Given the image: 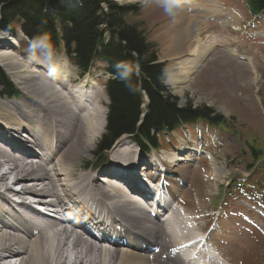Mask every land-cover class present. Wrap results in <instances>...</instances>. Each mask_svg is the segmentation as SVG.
Here are the masks:
<instances>
[{
  "label": "bare ground",
  "instance_id": "6f19581e",
  "mask_svg": "<svg viewBox=\"0 0 264 264\" xmlns=\"http://www.w3.org/2000/svg\"><path fill=\"white\" fill-rule=\"evenodd\" d=\"M182 3L185 7L175 16L167 15L156 1L148 11L154 19L162 18V25L168 28L162 41L174 45L172 52L182 49L183 53L193 56L184 60L185 67L181 65L183 62H173L167 68L169 81L173 83L177 77L190 81L198 60L201 61L199 57L206 52L199 48L203 42L201 25L197 37L191 39L193 23L200 21L189 15L188 10L196 9L201 17L217 18L235 29L240 21L234 11L224 12L211 0H182ZM216 36L212 45L207 44V50H214L220 44L231 47L225 34ZM2 37L0 35V47H17L18 39ZM188 38L191 39L189 42ZM231 53L238 59L249 60L239 54L237 48ZM0 66L11 75L26 97V101L0 98V264H176L178 246L187 242H194L185 248L187 256L192 248L195 251L199 246L194 253L196 258L192 256L190 264H217L218 259L224 260L211 237L199 235L203 231L199 225L203 219L200 214L204 211L197 212V204L207 205L208 202L202 200L208 195L194 188L192 198L197 204L194 203L196 212L192 215L196 216L187 213L190 220L180 215L178 223L169 215L178 213L174 206L185 204L178 197L192 190L182 187L184 182H194L190 177L193 166L190 163L180 165L187 159L159 157L153 160L150 164L152 179L160 184L163 177V189L159 190L155 203L164 208L142 207L147 185L143 186L139 178L122 166H134L132 168L141 171L138 163L143 159L137 162L133 156V141L129 137L123 136L116 142L111 154L113 162L96 172L127 179L126 183L129 179L135 181L134 192L125 191L129 189L127 184L99 183V178L78 169L85 166L81 160L91 153L94 138L105 129L108 113L107 108L100 106L99 91L91 89L90 81L82 80L80 88L73 90L75 75L70 73L68 65L47 56L28 62L22 57L0 55ZM20 67L24 70H19ZM189 145L192 144H185V151L193 149ZM141 167L144 170L146 165ZM177 175L185 176V179L177 178ZM202 183L210 185L209 182ZM18 185L22 186L16 189ZM166 194L173 198L174 206L165 202ZM36 201L49 206L48 211L58 213L60 218L45 217L35 210L32 204ZM199 207L202 209L203 205ZM161 212L167 217L157 220L156 215ZM185 218L189 225L184 223L183 226ZM192 224L199 225L197 231H191ZM190 232L194 233L190 235ZM111 239H114L113 243ZM205 244L218 258L202 249Z\"/></svg>",
  "mask_w": 264,
  "mask_h": 264
},
{
  "label": "rangeland",
  "instance_id": "374dc122",
  "mask_svg": "<svg viewBox=\"0 0 264 264\" xmlns=\"http://www.w3.org/2000/svg\"><path fill=\"white\" fill-rule=\"evenodd\" d=\"M114 1L119 4L140 6L138 13L129 14L127 20L130 24L138 25L145 32L147 39L156 46L159 59L166 65L167 79L165 84L169 92L178 100L179 107H183L189 102L195 107L209 106L226 117V124L222 128L215 129L210 125L198 122V124H194L195 127L193 128L189 126L173 134L162 133L159 149L153 150L150 154L142 152L140 155L143 163L149 164V174L153 173L150 164L159 157L187 159V161L180 162V165L184 166L183 164L190 163L193 166L190 177L194 182L182 180L185 183L182 185V187L184 186L183 189L188 187L192 190L190 189L189 192H184L187 194L178 197L182 198L181 200L185 204L183 206L176 205L174 208L178 213H170L169 215L180 223L181 216L185 215L190 220L189 216L194 212L200 211L201 213L202 210L204 211L200 214L203 216L199 224L203 228L201 233L211 237L216 250L225 260L224 262V260L218 259L217 264H264V160L254 162L249 159L251 154L248 146V142L257 138L258 145L264 148V11L260 15L250 12L246 0H211V3L220 6L224 12L229 10L235 12V17L240 20L238 26L236 25L237 29H235L229 24L221 23L217 18L201 17L196 9L188 10L189 15L200 21L193 23L191 29L193 37L191 39L193 41L197 37V29L201 25L204 29L200 34L203 44L201 43L199 48L206 50V52H204L203 57H199L201 61L198 60L196 72L190 81L180 80L177 77L176 82L173 83L169 81L170 75L167 68L173 62H183L180 64L185 67L184 60L193 58V56L183 53L182 49L173 53L172 47L174 45L162 41L168 28H165L164 24L162 25V18L154 19L148 12L156 0H144L143 4L142 0ZM20 25L21 23H16L17 32L15 34L3 36V39L7 40L8 36L13 40L18 39L17 47L10 45L0 47V55H14L17 58L22 57L24 61L28 62L33 59H44L47 56L55 62H65L70 73L75 75L74 85L81 86L84 79L90 81L91 89L99 91L97 95L100 106L103 109L108 108L109 99L105 89L108 74L104 64L95 62L89 72L84 73L64 53H55L54 56L49 57L43 50L31 47L32 43L26 38ZM218 33H223L228 37V44H232L231 47L220 44L214 47V50L211 48L207 50V44L212 45V42L215 41L214 38L217 39ZM200 37L198 38L200 39ZM191 39L188 38V42ZM189 45L187 44L186 47ZM234 48H237L239 54L249 60L234 57L231 53ZM254 66L255 69H253ZM0 67L2 68V66ZM22 68L20 67L19 70H24ZM7 75L12 79L10 74L7 73ZM252 76H257V79L254 80ZM15 84L21 92L17 98L26 101L20 86L16 82ZM104 128L94 138L91 153L81 160V164L85 166L83 168L78 167V169L80 172L96 176L99 178V183L123 185L126 182L115 178L113 180L108 179L106 177L108 175L105 173L98 174L97 170L92 169L96 161L93 153L102 136L106 134V123ZM23 135L26 134L23 133ZM189 143L192 144L189 146H192L193 149L185 151L184 146ZM137 147L133 143V156L139 155ZM111 154L112 151L107 153V164L113 162ZM194 157L195 159L198 157V160H194ZM92 162L93 165L87 168V164ZM249 162L256 164L254 171L247 167ZM104 167L98 171L103 170ZM173 170H176L175 165H173ZM204 171H206L205 175H203ZM176 177L185 179V176L182 175ZM103 178L107 180L102 181ZM240 179H245L246 183H238ZM201 181L209 182L210 185H205ZM249 183L252 185L250 186ZM21 186L18 185L16 189ZM194 188L201 190L203 195H208L202 200L204 203L208 202L207 205L195 202L192 198ZM194 203L198 205L196 211ZM200 205H203L202 209H200ZM189 212L190 215L187 214ZM166 217L165 212H161L157 220H164ZM185 220L186 218L183 221V226L184 223L189 225ZM198 226L192 224L191 231H197ZM183 228H185L183 231L187 232L186 227ZM194 232L188 234L191 235ZM208 247L207 250L212 252L210 255L218 258L210 246ZM175 256L176 264H182L180 253L175 254Z\"/></svg>",
  "mask_w": 264,
  "mask_h": 264
},
{
  "label": "trees",
  "instance_id": "16d2710c",
  "mask_svg": "<svg viewBox=\"0 0 264 264\" xmlns=\"http://www.w3.org/2000/svg\"><path fill=\"white\" fill-rule=\"evenodd\" d=\"M79 1L80 6L66 8L60 0H0V29L15 34L16 23H21L31 43L47 36L56 53H65L84 73L95 61L105 65L110 103L106 134L93 153L94 166L106 161L107 152L123 135L150 151L159 147L165 131L172 133L198 122L215 129L224 127L226 117L212 107H195L190 102L179 107L165 84L166 65L159 59L156 46L138 25L127 20L129 14L138 13L139 5L114 0ZM247 4L254 14L264 11V0H247ZM120 62H127V76L117 67ZM18 94L16 84L0 68V96L14 98ZM248 146L249 159L264 160V148L257 138ZM92 165L87 164V168ZM255 166L249 162L247 167L254 171Z\"/></svg>",
  "mask_w": 264,
  "mask_h": 264
},
{
  "label": "clouds",
  "instance_id": "9594fccd",
  "mask_svg": "<svg viewBox=\"0 0 264 264\" xmlns=\"http://www.w3.org/2000/svg\"><path fill=\"white\" fill-rule=\"evenodd\" d=\"M144 0H142L143 4ZM158 5L163 8V11L169 16H175L183 7L182 0H156ZM31 47L33 49L43 50L49 57L56 53L55 46L47 36H40L32 41ZM117 67L124 69L123 75L127 76L129 69L127 62H120Z\"/></svg>",
  "mask_w": 264,
  "mask_h": 264
}]
</instances>
